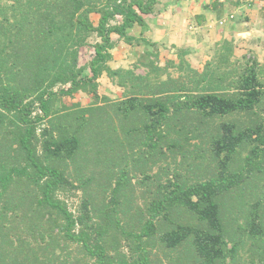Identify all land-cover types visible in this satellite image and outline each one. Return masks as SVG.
<instances>
[{"label":"trees","instance_id":"obj_1","mask_svg":"<svg viewBox=\"0 0 264 264\" xmlns=\"http://www.w3.org/2000/svg\"><path fill=\"white\" fill-rule=\"evenodd\" d=\"M157 4L0 0V264H154L156 250L169 264H264V62L224 40L201 71L114 68L117 40ZM171 65L179 75L164 77ZM103 75L123 98L100 95ZM79 92L92 102L64 103ZM134 133L147 167L186 163L166 182L145 175L144 208L122 165ZM77 190L72 211L60 196Z\"/></svg>","mask_w":264,"mask_h":264},{"label":"crops","instance_id":"obj_2","mask_svg":"<svg viewBox=\"0 0 264 264\" xmlns=\"http://www.w3.org/2000/svg\"><path fill=\"white\" fill-rule=\"evenodd\" d=\"M130 35L131 43L115 37L111 65L138 75H145L144 66L154 60L164 67L184 59L201 71L224 40L234 42V56L252 55L264 62V0H158L146 29L134 26ZM98 82L99 93L112 98L124 90L106 75ZM88 97L89 103H82L86 97L80 99L83 106L92 102Z\"/></svg>","mask_w":264,"mask_h":264},{"label":"rangeland","instance_id":"obj_3","mask_svg":"<svg viewBox=\"0 0 264 264\" xmlns=\"http://www.w3.org/2000/svg\"><path fill=\"white\" fill-rule=\"evenodd\" d=\"M116 37V36H115ZM92 49L88 48V47H83L81 49V53H80V64L85 63L91 54ZM247 56V55H245ZM236 58H243V56L241 57H237ZM254 58L252 55L247 56V58ZM256 58V57H255ZM167 64H169V62H166L164 66H166ZM170 65V64H169ZM150 70V67L147 66V64L144 66V71H146V73ZM165 76L167 75H172V76H178L179 72L177 71L176 67L171 65L169 67H167V69L165 70ZM123 93V92H122ZM82 94V95H81ZM100 95H104V94H100ZM86 97V99H84L82 101V103H89L86 94L85 93H77L75 94L73 97H65L63 98V101L66 105H72L73 103H81L82 98ZM89 98V97H88ZM111 99L113 100H118L123 98L121 95H119V93L115 94V98H112L110 96ZM91 99V97L89 98ZM61 105V104H60ZM59 102H58V106ZM139 123H137L136 125H138ZM180 124H186L188 127H190L191 125L189 124L188 121H180ZM121 137L124 139V136L121 135ZM125 140V139H124ZM130 140L129 143L126 145L125 150H124V156L127 157V162L122 163V165H124L127 168V172L130 173V178H128L131 182V186L130 188H132L133 193L132 196L134 198V201L139 204L142 208H144V202L145 200L148 199V196L143 192L146 189H152L155 187V182L156 179L151 180L148 179L145 182H142V180L144 179L146 174H149L153 177H157L160 178V181L166 182V179L168 177H171L172 179H174L175 174L178 173H183L184 174V166H186V163L183 162V157L182 155L179 154V152H177L176 155H172L169 154L168 157H165V160H162L158 165H151L150 167L146 166L147 163V159H150L151 155L150 153H148V151L150 150L149 147L147 146H141V143L143 142L142 138L140 137L139 134L134 133V135L132 137H129ZM126 140V141H127ZM193 142L196 141V143H198V148H199V152L202 154V157H204V162L203 163H199L198 162V166L193 165V168H204L207 165L208 162V157L210 156L207 150H204V146L203 144H201L199 142L198 139H192ZM190 150L193 151L194 147L189 146ZM38 151L40 152V146L38 147ZM164 151L166 153H169L168 150L166 148H164ZM190 154V153H188ZM201 157V156H200ZM188 162H191V159H188ZM162 165V166H161ZM184 165V166H183ZM161 166V167H160ZM160 167V169H159ZM70 171L73 169V166L70 165ZM118 172V169H117ZM117 172L115 173V175L117 174ZM197 172H200V170H197ZM126 179V180H128ZM93 187L95 188L96 186L93 185ZM109 196V194H108ZM62 198H64L69 206V208L72 211H75L78 208V205L80 203V198H81V191H74L72 194H61ZM156 256H155V262L154 264H169V260L166 256H164L162 254L161 251L156 250Z\"/></svg>","mask_w":264,"mask_h":264},{"label":"built area","instance_id":"obj_4","mask_svg":"<svg viewBox=\"0 0 264 264\" xmlns=\"http://www.w3.org/2000/svg\"><path fill=\"white\" fill-rule=\"evenodd\" d=\"M233 17H234V15L230 16V18H233ZM224 22H225V20L223 19V20L220 21V24H223Z\"/></svg>","mask_w":264,"mask_h":264}]
</instances>
